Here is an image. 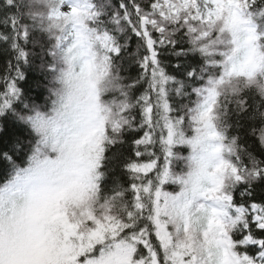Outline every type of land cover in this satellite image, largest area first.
Returning <instances> with one entry per match:
<instances>
[{
    "label": "snow or ice",
    "instance_id": "obj_1",
    "mask_svg": "<svg viewBox=\"0 0 264 264\" xmlns=\"http://www.w3.org/2000/svg\"><path fill=\"white\" fill-rule=\"evenodd\" d=\"M0 121V264H264V0H0Z\"/></svg>",
    "mask_w": 264,
    "mask_h": 264
},
{
    "label": "trees",
    "instance_id": "obj_2",
    "mask_svg": "<svg viewBox=\"0 0 264 264\" xmlns=\"http://www.w3.org/2000/svg\"><path fill=\"white\" fill-rule=\"evenodd\" d=\"M129 72L131 74H135L134 71L132 69H129ZM28 79H27V83L22 82L21 83V87L25 90L27 96L31 97L32 99L35 100L36 103H42L43 102V95L44 93H41L40 97L37 99L36 98V92L39 91L37 89H35L34 87V79L36 78V74L29 72L27 74ZM31 87V91H29V88ZM0 127H3L6 129L7 134L12 135V136H16V137H20L22 140L25 141V143L27 142L26 138L28 133L24 130V128L19 125L16 124L15 126L13 125V122L11 121H0ZM116 151V150H113ZM118 155H121V158H123V156H126L129 154L128 148L127 146H125L124 148L120 149L119 152L117 153ZM109 155H112V153H109ZM116 175H119V166L118 163L116 164ZM4 178V165L0 164V181H2Z\"/></svg>",
    "mask_w": 264,
    "mask_h": 264
}]
</instances>
